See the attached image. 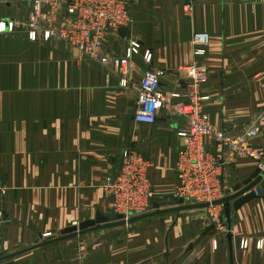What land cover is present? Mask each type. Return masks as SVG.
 <instances>
[{"label": "crops", "instance_id": "1", "mask_svg": "<svg viewBox=\"0 0 264 264\" xmlns=\"http://www.w3.org/2000/svg\"><path fill=\"white\" fill-rule=\"evenodd\" d=\"M129 4V34L108 32L104 38L110 59L124 57L132 42L141 46L132 81L123 86L111 64L83 58L60 38L32 41L25 27L28 0L0 1V22L15 26L0 33V182L9 188L0 253L24 248L1 264H264V249L257 248L264 242V189L239 210L231 206L230 225L219 205L136 226L125 238H72L27 251L46 234L69 232L113 212L114 199L106 197L103 184L118 175L127 150L152 163L156 202L173 199L183 146L177 132L184 121L161 113L153 125L136 122L137 84L145 76L162 72L163 91L184 94L182 71L205 66L209 76L199 92L208 96L205 112L216 129L235 138L264 117V0ZM197 33L209 36L205 55L195 54ZM249 146L264 156V128ZM207 148L223 155L225 196L257 177L259 162L246 155L227 162L220 144L208 141ZM244 240L249 246L243 250Z\"/></svg>", "mask_w": 264, "mask_h": 264}, {"label": "built area", "instance_id": "2", "mask_svg": "<svg viewBox=\"0 0 264 264\" xmlns=\"http://www.w3.org/2000/svg\"><path fill=\"white\" fill-rule=\"evenodd\" d=\"M28 1L33 3V10L25 27L32 41L40 38L44 41L60 38L79 48L81 55L88 60L111 64L122 77L123 86L132 81L133 61L141 49L138 42L130 44L124 57L110 59L104 55L105 35L108 32L117 34L121 28H130L133 24L129 0ZM63 1H68L66 16L62 15ZM75 14L78 15L77 18L74 17ZM92 22L97 25L90 26ZM14 28L13 23L0 22V33L13 31ZM209 42L208 34H195V54L205 55ZM151 60L152 54L146 51L144 61L150 63ZM183 72L186 75L184 94L164 92L160 80L162 72L142 78L137 84L139 99L135 120L138 124L153 125L161 113L183 119L184 125L177 132L183 140L177 173L180 185L174 194L195 202L212 203L225 196L219 179L224 162L223 155L208 151L207 142L220 144L227 152V162H233L237 156L246 155L259 162L260 169L264 170L263 154L249 146V141L256 138L264 128V117H259L240 138L216 129L205 112L204 102L208 100V96H201L199 93L201 84L208 79V69L192 64ZM121 164L119 174L106 179L104 190L116 200L117 208L126 209L127 214L143 211L156 195L149 176L152 163L135 151H125ZM6 194V188L0 184V231L4 224L2 206ZM214 216L219 221V217ZM226 229L223 227V230ZM248 246V241L241 244L243 250ZM257 248L264 249V243L258 244Z\"/></svg>", "mask_w": 264, "mask_h": 264}, {"label": "water", "instance_id": "3", "mask_svg": "<svg viewBox=\"0 0 264 264\" xmlns=\"http://www.w3.org/2000/svg\"><path fill=\"white\" fill-rule=\"evenodd\" d=\"M119 34L122 37H126L129 34V30L127 28H121L119 30ZM245 186L243 188H238L233 195H228L222 198L221 200L214 201L212 203H200V204H191V205H182L175 208H168V209H160L158 204H155L156 210L154 212L140 215L134 218H131L129 220H126L124 216L119 215L118 221L113 223H106V219H98V221H88L80 224L79 228L73 227L69 230V233L58 238L54 239L48 242H43L37 246H34L32 248H29L27 251L34 250L40 247H44L46 245L68 240L71 238H75L80 235H84L87 233L95 232V231H102L106 229L126 226V225H132L137 222H141L143 220L157 217V216H164L168 214H175V213H181L185 211H195V210H204L209 209L213 206H219L222 205L225 209V216L228 222V225H230L231 220V206H233L234 210H239L244 204L249 202L250 200L256 198L257 194H260L262 190L264 189V170H259L257 173L256 178H251L247 180L244 184ZM20 252L14 253L8 256L0 257V263L5 262L7 260L13 259L17 255H19Z\"/></svg>", "mask_w": 264, "mask_h": 264}, {"label": "rangeland", "instance_id": "4", "mask_svg": "<svg viewBox=\"0 0 264 264\" xmlns=\"http://www.w3.org/2000/svg\"><path fill=\"white\" fill-rule=\"evenodd\" d=\"M31 4H32V8H31V12L33 10V3L31 1H29ZM31 12H30V15H31ZM131 13V12H130ZM30 15L28 17V20L30 18ZM74 16H76L77 18V14H75ZM132 16V15H131ZM27 20V22H28ZM27 24V23H26ZM92 25H97L96 22H92L90 26ZM129 30V28H127ZM77 50H79V48L75 47ZM80 52V51H79ZM83 58H86V57H83ZM87 59V58H86ZM98 62V61H97ZM184 71V70H183ZM182 71V79L184 81L186 75H184L185 73ZM117 73V72H116ZM184 73V74H183ZM209 76V74H208ZM127 151H130V150H127ZM124 154V153H123ZM123 156V155H122ZM122 163V162H121ZM122 165V164H121ZM121 169V167H120ZM262 170V169H261ZM120 172V170H119ZM118 172V174H119ZM109 178V177H108ZM106 181V180H105ZM106 182H104L103 184V189H104V185H105ZM1 185H4V187L6 188L7 190V194H8V190L9 188L6 186V184L4 183H1ZM177 190V189H176ZM175 193V192H174ZM172 194V197L173 199L172 200H168V201H157V196L155 195L154 196V200L152 201L151 204H148L147 207H144L143 211H134L132 213H126V209H122V208H117V203H116V200H114V205H113V212H110L106 215H101L99 217H97L96 219L92 220V221H98V219H102V218H105L106 219V223H113V222H117L118 221V216L119 215H122L124 216V218L126 220H129L131 218H134V217H137V216H140V215H144V214H148V213H151V212H154L156 210L155 208V204H158L159 205V208L160 209H168V208H175V207H178V206H182V205H191V204H200V203H204V202H195L194 200L192 199H187V198H179V197H176L175 194ZM6 194V196H7ZM106 197H110V198H113L112 196H109L105 193ZM6 198V197H5ZM114 199V198H113ZM208 203V202H206ZM215 207V206H213ZM3 209V208H2ZM138 209H141L140 207ZM4 211V210H3ZM119 211V212H118ZM121 212V213H120ZM190 211H185V212H181V213H175V215H168V216H157V217H152V218H149V219H146V220H143L141 222H137L135 224H132V225H126V226H121V227H116V228H111V229H106V230H102V231H95V232H91V233H87V234H84V235H80V236H77L75 237L77 240H89V239H103V236L106 235V234H114L116 237H120V236H124V238L128 235H125L128 233V230H130L131 228H136V226H139V225H142V224H152L154 222V220H161V218H171V217H174V218H179L180 215L182 214H188V215H192L193 212L191 213H188ZM211 215V214H210ZM214 216V215H213ZM212 219L214 220V222H217L214 217H212ZM7 223V216H6V213L4 212V224L2 226V229L0 231V246H1V234H2V231H3V228L4 226L6 225ZM223 223V222H222ZM220 224V222H219ZM80 224H77L75 225L74 227L76 228H79ZM224 226V225H223ZM226 228V226H224ZM225 231V230H223ZM69 232H64V233H59V234H46L45 238L44 239H41L40 241H37L35 243H30L28 248H31V247H34V245H39L43 242H48V241H51V240H54V239H58L66 234H68ZM95 235H98L101 237H93ZM74 238V239H75ZM72 239V238H71ZM244 241H247V240H244ZM249 243V242H248ZM264 243V242H262ZM51 245V244H49ZM48 246V245H46ZM44 246V247H46ZM26 249V248H25ZM24 250V248H19V249H15V250H12V251H1L0 253V257H3V256H8V255H11V254H14V253H18L20 251ZM262 250V249H261ZM3 263V262H2ZM1 264V263H0Z\"/></svg>", "mask_w": 264, "mask_h": 264}]
</instances>
